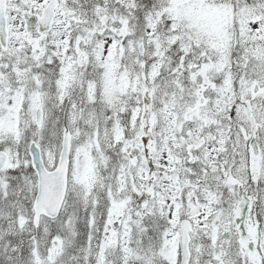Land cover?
Here are the masks:
<instances>
[{
  "label": "snow or ice",
  "instance_id": "6c2138e0",
  "mask_svg": "<svg viewBox=\"0 0 264 264\" xmlns=\"http://www.w3.org/2000/svg\"><path fill=\"white\" fill-rule=\"evenodd\" d=\"M0 264H264V0H0Z\"/></svg>",
  "mask_w": 264,
  "mask_h": 264
}]
</instances>
